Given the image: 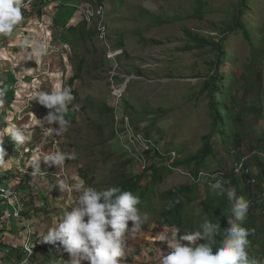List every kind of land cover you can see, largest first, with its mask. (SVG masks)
<instances>
[{
  "label": "rangeland",
  "instance_id": "rangeland-1",
  "mask_svg": "<svg viewBox=\"0 0 264 264\" xmlns=\"http://www.w3.org/2000/svg\"><path fill=\"white\" fill-rule=\"evenodd\" d=\"M96 7L102 11L101 17L96 15ZM22 11L24 19L10 37L21 38L20 46L26 50L20 59L31 66L28 75L35 74L32 82L38 84V74L58 69L61 72L57 86L71 88L74 96L65 113L70 122L67 131L56 134L57 125L42 121L49 111L45 107L34 121L48 144L43 151L52 154L59 150L69 157L75 154L74 159L65 161V176L70 184L83 182L99 190L129 178L135 180L136 195L141 201L138 207L148 219L139 231L129 235L132 245L125 246L133 254L138 246L146 247L140 264H160L161 254L166 255V249L170 251L167 242L160 241L162 234L171 238L177 230L182 235L195 232L211 217L213 222L228 226L230 201L225 192L223 210L218 212L212 196L209 217L205 198L211 189L205 179L193 184L190 178L164 168L136 175L113 140L115 113L127 116L135 130L152 137L162 149H175L182 162L197 155L203 137L210 135L214 154L206 158L204 166L195 161L181 164L194 173L228 170L231 150L243 147L246 154H251L248 165L257 171L256 184L246 186L238 179L225 188H234L237 195L258 201L264 193V0H25ZM99 28L105 31L103 39L97 32ZM92 30L94 34L89 33ZM82 33H86L84 38ZM7 38L0 35L1 50L8 47ZM211 43H219L224 57L218 65L223 79L212 96V101L220 104L223 123L213 122L211 98L208 91H202L217 59V50ZM40 44L47 46V53L40 58L30 57ZM108 54L117 55L115 62ZM112 84L122 87L117 101L111 96ZM48 85L42 84V91ZM30 95H26L28 99ZM4 131L6 128L0 133ZM17 158L13 155L10 164L4 162L1 167L11 169L13 179L29 181L33 191L15 194L13 205L0 199V231L5 226L4 232L12 236L23 232L25 226L31 228V258H35L46 243L42 239L48 231L45 229L56 223L59 210L71 209L69 206L74 205L80 192L75 190L67 198L62 190V196L52 197L51 190L55 191L56 186L44 184L39 173L24 168V160ZM17 160L21 165L15 164ZM46 170L48 177L58 173L53 166ZM17 186L12 190L18 191ZM181 187H191V192L179 195L181 211L174 221L169 213L170 194ZM39 193L41 201L36 199ZM16 211L18 216L13 217ZM255 212L262 218L263 206L249 210L245 224L258 219ZM27 238L25 233L21 245ZM255 239L256 236L255 246H248L249 255L264 264L263 256H259L264 251V245L259 247L264 238ZM4 241L9 242L8 237ZM1 252L0 260L4 261L11 258L12 252L16 262L24 256L19 246Z\"/></svg>",
  "mask_w": 264,
  "mask_h": 264
},
{
  "label": "clouds",
  "instance_id": "clouds-1",
  "mask_svg": "<svg viewBox=\"0 0 264 264\" xmlns=\"http://www.w3.org/2000/svg\"><path fill=\"white\" fill-rule=\"evenodd\" d=\"M24 6L25 0H0V35L10 36L17 25L23 21L22 9ZM46 53L47 46L40 44L35 46L29 55L40 58ZM8 90L7 85H0V107H3L4 97ZM33 100L49 109L42 121L49 125H57L58 127L54 128L56 134L67 131L70 122L65 118V113L74 100L71 88L57 86L51 92L39 91L35 96L29 98V102ZM28 120L31 122L38 119L28 118ZM5 121L9 123L6 118L0 116V130L6 128V131L0 133V174L2 173V177L5 172H10V169L5 171L1 167L2 163L7 162L6 158L23 153V160L26 164V166L24 164V168L32 170V173L45 174V171H41L42 162L44 166H53L57 170V174L48 178V183L54 181L53 177L55 180L61 177L66 178L65 161L68 158L74 159L75 154L69 157L68 154L59 150L49 154V152L43 151L48 144L37 132L36 129L39 128L37 124L21 128L9 123L7 127ZM38 137H41L39 142H37ZM53 148L55 150L56 146ZM28 157L29 160L31 159L30 164L29 160L26 161ZM199 171L192 173L196 175ZM201 175L204 174L201 173ZM8 180H10L8 184H11V181H16V186L19 185L17 178L9 177ZM41 181L44 182V180ZM212 181L214 182H210L208 188L216 195L226 192L230 201L231 216L227 218L229 226L221 230L218 222L205 220L199 230L189 234L180 235L179 230L171 238L162 234L160 241L167 242L170 251L166 255L161 254L160 264H260L248 252L249 244L255 246L249 240L250 235H253V230L245 226L249 211V199L237 195L234 188L226 189L225 185L230 183L229 180L212 176ZM62 190L69 191L70 189L62 188L56 195L62 196ZM75 190L80 192L79 198L71 210L58 219L55 227L50 228L42 236L43 241L53 245L58 243L69 254L70 264H84V262L87 264H121L124 249L128 256H132V251L125 248L126 238L139 231L148 219L147 214L142 213L138 207L141 203L139 196L131 191L123 190L119 186L98 190L94 187H86L83 182L77 184ZM24 191L30 192L28 189ZM39 196L40 194L36 199ZM129 222H131V227H129ZM25 228L24 231L28 237H31V228L28 226ZM218 237L221 238L217 239ZM33 241L34 238L31 237L32 253L30 255L24 250V244L21 245V250L24 253L23 258L26 260L33 259L31 258L34 255ZM169 241L171 242L169 243ZM184 241H187L188 244H184ZM198 241L204 242L197 243ZM24 264H27V261Z\"/></svg>",
  "mask_w": 264,
  "mask_h": 264
},
{
  "label": "crops",
  "instance_id": "crops-1",
  "mask_svg": "<svg viewBox=\"0 0 264 264\" xmlns=\"http://www.w3.org/2000/svg\"><path fill=\"white\" fill-rule=\"evenodd\" d=\"M12 33L11 35H13ZM6 40V47L4 50H1L0 48V85H7L8 86V91L6 93V96L4 97V103L3 107H0V116H3V118H6L9 123L14 124L15 126L18 127H23L26 128L28 126H35V122L29 120L27 118H40L41 116L39 113H41L43 106L39 105L37 101L33 100L29 102V99L26 95H30L31 97L35 96L39 91H42L44 86L42 84H49V88H47V92H51L50 89L55 88L57 86V79L59 78V73L61 72L58 69H55L51 73H40L37 75L39 82L38 84H35L32 82V78H34V73L33 76L28 75L31 73V66L26 63V61H21V55L22 52L26 49L23 50L20 46L21 38H17L16 36H8ZM8 43V44H7ZM20 46V48L18 47ZM37 73V72H36ZM31 76V77H30ZM22 81V84L21 82ZM47 86V85H45ZM32 87V88H31ZM7 125V124H6ZM9 125V124H8ZM12 158H6V163L7 165L10 164ZM19 163L21 165V162L18 160L15 162V164ZM23 163V162H22ZM25 162L22 164L24 166ZM26 166V164H25ZM43 166V167H42ZM43 168V169H42ZM47 166H44V163H41V171H45L44 176H40L41 179L44 180V184L48 183V178L52 176H47L48 172L46 170ZM9 169V168H8ZM253 174L257 177V171H255L253 168ZM10 172L11 169L9 170ZM53 187L55 188V191L51 190V195H56L57 193L59 194L60 189L62 188H69V191H65L64 196L67 198L71 197L72 192L75 191V186L76 184H70L67 181V178L61 177L58 180H54L52 183ZM261 189V188H260ZM264 189H262L263 191ZM39 192H41L39 190ZM55 193V194H53ZM40 194V193H39ZM40 201H41V194L39 196ZM78 199V198H77ZM76 199V200H77ZM248 200V199H247ZM49 202L54 204L55 206L56 203L53 201V199L49 198ZM73 205L69 206L71 208ZM30 206H27V209H29ZM35 207H38V204L35 205ZM71 209H66L62 208V210H59V216L56 220V223L58 222V219L61 218L66 212L70 211ZM259 213V210H258ZM258 213L255 212L257 215L258 219L255 221H251L248 224L252 227L253 230V235L251 238V241L253 242L254 237L256 236L255 241H259L262 238H264V216L262 218H259ZM37 214V213H36ZM51 215V214H48ZM32 219V218H31ZM56 223L53 224V227H55ZM34 229L36 226L33 227ZM52 228V226H50ZM50 228H46V230H49ZM3 231H0V243L4 244V246H8V248L14 249L15 247H20L22 244V237L26 233V231H23L21 233L15 234L11 236L8 232H4L7 229H5V226H3ZM8 237V241L6 240ZM130 243L132 245V242L130 240V237L128 236L126 238V244ZM6 244V245H5ZM46 244V243H45ZM125 244V245H126ZM261 243L259 244V247H261ZM264 245V244H263ZM5 249V250H1ZM127 250L132 249L128 246L125 247ZM260 249V248H259ZM53 251H51V248H47L45 250H40L41 254H35V258L26 260L25 258H22L16 262V260L13 259V252L11 254V258L8 259L7 261L0 260V264H24L25 261H27V264H70V256L68 253H66L61 246L58 245H53ZM264 250V249H263ZM2 251V252H1ZM5 252H8V250L5 247L0 246V252L1 254ZM56 252V253H54ZM53 253V254H52ZM259 256H263L264 258V251L263 254H260ZM84 264H87V262H84ZM159 264V263H157Z\"/></svg>",
  "mask_w": 264,
  "mask_h": 264
},
{
  "label": "built area",
  "instance_id": "built-area-1",
  "mask_svg": "<svg viewBox=\"0 0 264 264\" xmlns=\"http://www.w3.org/2000/svg\"><path fill=\"white\" fill-rule=\"evenodd\" d=\"M96 15L98 17L102 16V11L98 7H96ZM88 14L85 15V20L88 21ZM92 16V14H90ZM100 38L103 39L105 36V31L103 28H99ZM110 53V52H109ZM117 55L107 57L112 59L115 62L114 58ZM114 77V76H113ZM122 87H119L115 84L111 85V96L116 101L121 97ZM112 136L113 140L116 142L120 151L124 154L125 158L128 160V167L133 168L134 173L138 176L142 174H147L151 172V170L164 168L169 172L175 173L177 175L190 178L192 183L197 184L201 180H207V184L209 186L212 181V176H217L218 178H223L229 180L230 183L226 184L230 185L236 180L243 181L246 186H254L256 184V179L253 174L252 168L248 165V158L251 154H246L240 148H233L230 152L231 161L229 164V169L226 171H216V172H206L199 171L196 175L192 173L190 169L183 167L178 164L179 161L178 153L175 149L164 150L161 148L156 141L149 136H146L140 131L135 130L129 118L123 114L115 113L112 118ZM19 159L24 158V154L20 153L18 155ZM29 160V157L26 161ZM237 169H239L237 171ZM201 173L204 175L202 176ZM0 178H2V173L0 174ZM10 180H7L5 184L0 185V198L7 201L6 203L9 205H13L15 203L14 199H17L15 194H20L21 191H13L12 187L16 186V181H11V184H8ZM249 209L253 210L257 206H264V193L261 194L258 198V201L249 199ZM264 212V211H263ZM13 217L18 216V212L12 214ZM30 231V230H29ZM31 237L29 236L26 243L24 244V250L30 255L32 253L31 249Z\"/></svg>",
  "mask_w": 264,
  "mask_h": 264
},
{
  "label": "trees",
  "instance_id": "trees-1",
  "mask_svg": "<svg viewBox=\"0 0 264 264\" xmlns=\"http://www.w3.org/2000/svg\"><path fill=\"white\" fill-rule=\"evenodd\" d=\"M94 32H95V30H92L89 33L94 34ZM85 36H86V33L81 34L82 38H84ZM210 45L212 46V48L217 50V59H216V62L213 63L214 69L212 71V75L209 77L208 80H206L203 83L202 91H208L209 97L211 98L210 103H209V107H210L211 116L213 118V122L214 123H216V122L217 123L218 122L223 123V120H222L223 116L221 113L222 109L220 107V104L213 102L212 96L218 89L217 83L223 79V75L221 73H219L218 65L223 63L224 57H223V53H222V50L220 48L219 43H211ZM203 141H204V143H203L202 149L197 155L190 157V158L184 160L183 162L178 161L177 163L180 165L183 163H185L186 165H189L191 162L195 161L198 165L204 166L203 164H204V161L206 160V158L211 157L214 154V152L210 146V135L204 136ZM30 160L28 162L29 164H30ZM9 177L12 178L10 172H5V175L2 178H0V185L5 184L6 181L9 179ZM134 181L135 180H133L132 178H129V179H126V180L119 182L117 184V186L121 187L123 190L131 191L133 194L136 195L137 184H135ZM17 189L19 191H24L25 189H28L30 192L33 191V187L29 181L19 182V186H17ZM182 192H191V187H181L178 191H175L174 193L170 194L173 197H172L171 209L169 210V213L171 214L172 219L174 221H177L178 215L181 211V201L179 200V195ZM212 196L218 204V207H219L218 212H221L223 210V204H224V194L216 195L212 191L208 192L206 194V198H205V211H206V213H208L209 217L211 214V210L209 211V208H210V200H211ZM229 216H231V215L229 214ZM213 219L214 218L211 217V221H213ZM219 226L221 227V230H223V229L227 228L229 225L224 226L222 223H220ZM245 226L249 229H252V227L249 224H245ZM1 227H3V226H1ZM179 234L182 235V232L179 231ZM252 234H253V232H252ZM251 237H252V235H250L249 240H251ZM219 238H221V237H218L217 239H219ZM0 246L8 249V252L12 250V248H8V246H4V244H2V243H0ZM49 246H51V245L46 244V245L41 246L40 249L45 250ZM144 248L146 249V247H144ZM144 248L139 246L132 256H128L125 252V249H124V255L121 258V264H139L142 261V257H144V255L146 254V250H144ZM165 252L167 254L169 252V250L166 249ZM147 253L150 254V252H147ZM17 259L18 260L22 259V256L18 257Z\"/></svg>",
  "mask_w": 264,
  "mask_h": 264
}]
</instances>
